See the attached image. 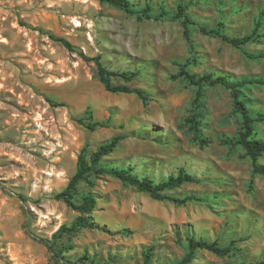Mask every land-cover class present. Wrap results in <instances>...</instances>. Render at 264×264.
I'll use <instances>...</instances> for the list:
<instances>
[{
	"label": "rangeland",
	"instance_id": "rangeland-1",
	"mask_svg": "<svg viewBox=\"0 0 264 264\" xmlns=\"http://www.w3.org/2000/svg\"><path fill=\"white\" fill-rule=\"evenodd\" d=\"M127 1L136 9L149 3L151 17L99 0H0V264H56L45 241L88 216L96 227L62 237L72 244L64 253L70 260L86 253L97 264H144L152 247L148 264H172L185 254L189 235L235 246L226 256L197 250L189 264L264 260V178L252 173L242 147L222 142L241 126L230 91L203 88L200 129L209 142L201 147L187 122L196 111V88L172 77L184 63L197 74L264 76V59L247 56L264 52V37L236 48L191 25L188 40L174 17L182 2L196 23L212 27L222 20L228 35L242 36L254 28L264 0ZM160 8L169 13L159 16ZM95 57L110 70L136 72L129 81L111 80L142 89L147 104L106 90ZM243 96L252 113H264V85H246ZM87 111L106 126L90 130L78 123L89 122ZM255 132L264 138V121L255 123ZM115 135L125 138L102 164L130 167L155 182L183 168L199 181L166 192L208 201L155 200L109 174L76 184V206L81 196H95L89 213L56 198L76 172L81 150L92 152ZM257 161L264 164V154Z\"/></svg>",
	"mask_w": 264,
	"mask_h": 264
},
{
	"label": "trees",
	"instance_id": "trees-1",
	"mask_svg": "<svg viewBox=\"0 0 264 264\" xmlns=\"http://www.w3.org/2000/svg\"><path fill=\"white\" fill-rule=\"evenodd\" d=\"M100 2L109 3L112 6L118 7L130 14L137 17L150 18L152 15V6L146 3L145 7L136 9L127 0H99ZM161 13L159 16L165 15L167 12L164 8H160ZM187 5L179 2L176 7L175 18L180 19L183 27V35L189 40V27L195 26L198 30L205 34L219 37L222 41L230 44L233 47L241 48L242 46L258 42L264 37V10H260L255 19L254 28L250 33L243 34L242 36H230L224 31V22L220 20L215 26L208 27L196 23L186 13ZM262 30V31H261ZM50 37L59 41L68 50H73L72 44L63 37H57L50 34ZM247 56L252 59H264V52L247 53ZM97 66V76L99 81L103 84L104 88L110 92L132 93L139 97L144 104L149 101L148 95L140 88H134L126 84H114L111 80L112 76H120L124 80L129 81L134 78L136 72H116L108 69L102 64L99 57L93 58ZM172 77L182 78L190 85L196 88L194 103L196 111L188 118L187 122L190 123V129L193 134L194 141L199 146L204 147L208 144L209 140L202 135L200 126L201 120L200 109L202 108V90L205 86L220 85L230 91L233 106L235 111L239 113L241 118V126L237 136L232 138L223 139L222 142L229 146H240L244 150L245 156L251 161L252 173L259 174L264 178V164L258 163V157L264 154V138H256L255 123L264 121V113H252L251 108L247 105V101L243 96V88L248 84L264 85V76L255 77H242L239 79H232L223 75H216L212 72H203L201 74L191 72L187 63L180 64L179 70ZM89 122L86 123L82 118H77V122L85 125L90 130H95L97 127L106 126V122L92 121V113L86 112ZM124 135H115L106 142L101 143L94 151L90 152L83 148L78 156L77 170L69 180L67 186L59 193L56 198L63 200L68 206L77 208L83 213L91 212L95 207V196L92 193L81 196V204L76 206L74 198L76 196V184L81 180L89 181V177H98L102 174H109L118 178L122 183L131 185L139 191L147 193L155 200L169 201L175 205H184L188 202H207L208 200L195 193H188L184 196H175L168 194L166 191L172 188H178L183 184L198 182L199 179L193 174L187 172L185 169L180 168L177 174L169 175L165 180L155 182L147 176H139L133 173L130 167H119L114 165H104L101 159L107 154L111 153L117 146L119 141L124 139ZM95 222L91 217H80L75 220L70 226H62L53 240H46L45 244L52 252L56 264H97L93 258L84 253L75 260H70L64 255L65 252L72 249L71 243L62 242L64 235H73L81 228H94ZM56 239H59L56 240ZM187 246L186 252L181 259L173 262L172 264H189L195 257L197 250H206L219 256H226L235 250L232 243L227 245H220L217 241H208L202 238H196L194 235H189L186 238ZM152 247L144 252V264L149 263ZM251 264H264V260L255 261Z\"/></svg>",
	"mask_w": 264,
	"mask_h": 264
}]
</instances>
